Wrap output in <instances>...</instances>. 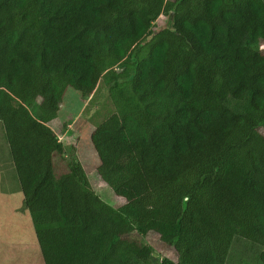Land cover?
<instances>
[{"label": "trees", "instance_id": "16d2710c", "mask_svg": "<svg viewBox=\"0 0 264 264\" xmlns=\"http://www.w3.org/2000/svg\"><path fill=\"white\" fill-rule=\"evenodd\" d=\"M101 79L91 142L119 208L52 165L66 90ZM0 122L44 264H225L239 241L264 264V0H0Z\"/></svg>", "mask_w": 264, "mask_h": 264}, {"label": "rangeland", "instance_id": "374dc122", "mask_svg": "<svg viewBox=\"0 0 264 264\" xmlns=\"http://www.w3.org/2000/svg\"><path fill=\"white\" fill-rule=\"evenodd\" d=\"M166 22L160 16L154 25ZM42 100L37 98L32 107L36 114ZM114 112L107 86L101 79L89 97H82L67 89L59 107L57 118L49 127L62 144L59 154H54L52 165L56 176L68 172L70 162L83 168L93 191L108 205L119 208L125 204L103 183L98 174L99 159L91 142L94 130ZM264 133V125L260 127ZM140 239L151 247L159 262L177 261V254L151 230L138 231ZM255 249L244 241L233 242L225 264H261ZM0 264H44L35 230L29 214L22 205V193L10 158L6 136L0 122Z\"/></svg>", "mask_w": 264, "mask_h": 264}]
</instances>
